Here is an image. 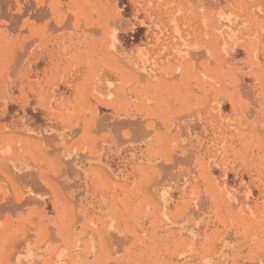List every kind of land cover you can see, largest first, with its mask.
<instances>
[{"label":"rangeland","instance_id":"rangeland-1","mask_svg":"<svg viewBox=\"0 0 264 264\" xmlns=\"http://www.w3.org/2000/svg\"><path fill=\"white\" fill-rule=\"evenodd\" d=\"M0 264H264V0H0Z\"/></svg>","mask_w":264,"mask_h":264}]
</instances>
